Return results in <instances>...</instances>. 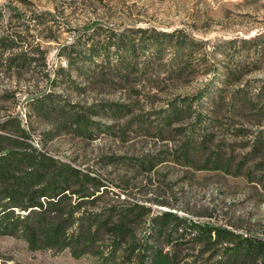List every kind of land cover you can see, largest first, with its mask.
<instances>
[{
	"label": "rangeland",
	"instance_id": "374dc122",
	"mask_svg": "<svg viewBox=\"0 0 264 264\" xmlns=\"http://www.w3.org/2000/svg\"><path fill=\"white\" fill-rule=\"evenodd\" d=\"M46 184L0 264H264V0H0V215Z\"/></svg>",
	"mask_w": 264,
	"mask_h": 264
},
{
	"label": "trees",
	"instance_id": "16d2710c",
	"mask_svg": "<svg viewBox=\"0 0 264 264\" xmlns=\"http://www.w3.org/2000/svg\"><path fill=\"white\" fill-rule=\"evenodd\" d=\"M162 36H172L175 35V33H162L160 34ZM159 36L158 38H156L158 41H156L155 44L160 48V46L162 47L163 42H164V37ZM152 47V45H151ZM130 53L127 54L126 53V48L122 43H118L117 45V49L114 52H111L110 48L108 47L107 49L103 50V49H96L95 51H91V53L86 57H84V60L86 58L88 62L87 65V72H93L96 70V67L103 65L105 63H108L109 65L112 66H117L119 68H126V69H132L134 68L136 62L134 60V57L131 55L132 52H135V50H129ZM127 54V55H126ZM96 56H98L100 59L97 60ZM82 69V68H80ZM83 70V69H82ZM85 70V69H84ZM86 72V70H85ZM45 98L52 96L50 93H47L44 95ZM40 101V100H39ZM37 191L34 193L33 196L30 197V201H27V195L29 193V191H22L21 187H19L17 189V192L15 193V196L13 198H11L10 200L11 203H6L5 204V213H2L0 215V231H6L9 229V231H15L18 230L19 226L24 223L25 227L24 230L27 232L28 230L31 232L33 229V223L35 221V217L38 215L39 219L46 221V217L45 215H47V210L44 208V202L39 199L37 196L38 195H44L45 193V189L47 188H51V184H46L44 186L41 187H37ZM52 194L53 195H57V196H53L55 199V202H58L59 199L64 198V195L61 198V195L58 196L59 192L57 191L56 187L52 188ZM97 194L100 195L102 193V191H100V187H97ZM96 192L92 195L95 196ZM84 196V195H83ZM87 198V200H89L90 203H94L96 200L99 199V196H95L94 198L90 199V195H85ZM50 204L51 201H48ZM43 203V205H42ZM8 204V205H7ZM81 200H79L76 205L72 206L71 209H69L67 211V219L69 218H73L75 216V214H77L81 208ZM16 208H22L24 211H27V213L24 215L23 213H15V209ZM39 210V211H36ZM81 212V211H80ZM169 216V215H168ZM168 216H162L160 217V219H166ZM169 218V217H168ZM49 221V219H48ZM10 222L9 225H7L6 223ZM103 225V224H102ZM86 225H85V216L83 213H81V215H79V233L81 234V232L85 229ZM104 226L100 225V230H103ZM199 228V227H198ZM207 231H209V233L211 232V229H204L202 232V234H206ZM118 239L116 240L117 242H120L121 240H123L125 238V234L122 231H119L118 233ZM76 241H78V237H76ZM72 242L73 241H69ZM250 244H252V242L250 243V238L249 237H244V236H240L239 238L236 236L235 237V247L228 250V254L230 255H235V256H240L243 255L244 252H246V248L248 246H250ZM257 244L260 247H264V241L263 240H258ZM155 246L151 245L150 243L146 244L142 249H140L137 253V257L138 260L140 261L139 264H148L149 260L153 254V252L155 251ZM129 252V251H127ZM116 255V252L113 253L110 258H114V256ZM264 262V259H263ZM262 262V263H263Z\"/></svg>",
	"mask_w": 264,
	"mask_h": 264
}]
</instances>
